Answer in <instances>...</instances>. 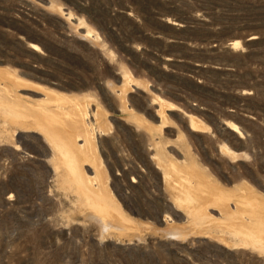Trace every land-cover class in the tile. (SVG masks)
I'll return each mask as SVG.
<instances>
[{"label":"rangeland","instance_id":"374dc122","mask_svg":"<svg viewBox=\"0 0 264 264\" xmlns=\"http://www.w3.org/2000/svg\"><path fill=\"white\" fill-rule=\"evenodd\" d=\"M178 27L207 39L182 44ZM259 37L264 0H0V264H264L262 247L219 226L228 213L189 214L164 176L175 165L215 185L231 213L244 193L264 206ZM40 107L80 144L93 133L127 221H104L70 182Z\"/></svg>","mask_w":264,"mask_h":264},{"label":"bare ground","instance_id":"6f19581e","mask_svg":"<svg viewBox=\"0 0 264 264\" xmlns=\"http://www.w3.org/2000/svg\"><path fill=\"white\" fill-rule=\"evenodd\" d=\"M124 76L125 85L129 84L131 82L130 80H133L129 72H126ZM52 96L48 94L46 101H51ZM59 99L60 98H57L55 100L58 101ZM74 107V116L81 117L80 115L85 114L82 110V106L75 103ZM60 109L62 110L61 107ZM37 111L39 116H41L38 117L39 122H37L47 129L50 144L55 151L54 155L66 166L70 182H74L77 185L81 194L84 195L90 205L96 208L98 212L97 215L104 221H106L108 217H114V213L122 221H127L124 219L121 212L112 207L113 199L108 197L105 193V171L102 166V161L97 154L94 137L92 136L93 133L86 130L83 135V143L80 144L78 141L82 134L80 135L77 133L73 136L70 130L65 127V123L60 118L51 115L49 110L40 107L37 108ZM73 114L70 115V120L74 125L78 126L80 121L77 120ZM58 124H60L62 128H58ZM231 124L229 126L235 130L237 126ZM191 126L192 129H201L202 122L192 117ZM224 152L237 157L236 153L228 148H225ZM85 163L91 165L94 175H87L85 173L83 170V165ZM175 175L177 176V179L174 181L176 184L175 188L177 189L176 202L184 207L189 214L201 216L204 214L210 202L215 203L231 217L229 221H224L220 223L219 226L239 236L243 243H250L264 249V206L262 202H260L261 200L259 201L256 197L247 196L245 193L243 195H237L241 200L238 199V201H236L234 211L231 213L227 205L232 195L221 191L209 182L200 180L197 182L190 181L189 174L178 170L175 165L168 167L164 176L171 179ZM175 235L177 236L178 234L175 233Z\"/></svg>","mask_w":264,"mask_h":264},{"label":"trees","instance_id":"16d2710c","mask_svg":"<svg viewBox=\"0 0 264 264\" xmlns=\"http://www.w3.org/2000/svg\"><path fill=\"white\" fill-rule=\"evenodd\" d=\"M179 30V32H187L188 34H179L177 35L179 40H180V43H184V41H182L181 37H195L197 39H200V40H206L207 39V36H204V31L201 29V28H197V27H178L176 28ZM188 35V36H187ZM259 41H262L264 40V38H261L259 37L258 38ZM264 51V50H263Z\"/></svg>","mask_w":264,"mask_h":264}]
</instances>
